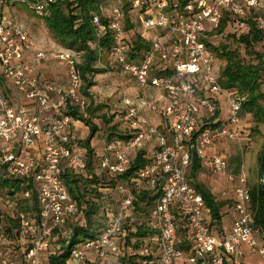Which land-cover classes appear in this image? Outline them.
Returning <instances> with one entry per match:
<instances>
[{
    "label": "built area",
    "instance_id": "obj_1",
    "mask_svg": "<svg viewBox=\"0 0 264 264\" xmlns=\"http://www.w3.org/2000/svg\"><path fill=\"white\" fill-rule=\"evenodd\" d=\"M53 1L22 3L42 16ZM127 2L143 35L148 33L149 50L131 54L124 3L111 9L107 23L101 14L93 15L96 35L101 38L109 29L110 58L141 89L161 93L141 103L123 95L119 122L122 132L130 136L107 141L98 156L96 174H123L151 139L155 147L137 176L117 184L118 199L105 225L95 237L72 246L70 264H114L126 255V223L141 191H153L158 198L150 213L156 235L151 245L135 251L139 264H197L200 259L207 264H246V248L264 262V226L255 223L248 175L230 170L225 154L215 148L222 139H238L242 134L244 98L222 86V58L208 39L225 16L229 24L249 30L253 22L264 32V0H186L183 5L179 0ZM34 50L28 28L0 13V170L12 177H32L39 204L38 217L25 211L17 215L24 250L21 259L6 255L0 227V264H50V255L61 249L60 244L53 248L57 233L69 238L71 230L66 225L81 214L63 175L68 170L80 174L88 170L87 149L72 129L78 119L68 113L86 112L88 106L79 56L71 48L53 53L66 67L67 81L60 85L37 72L36 63L46 58L45 52L35 50L34 59H26ZM222 102L228 104L227 115L213 119L220 114ZM144 106L159 116V125L143 113ZM216 121L220 123L213 126ZM211 148L215 149L209 153ZM195 156L202 167L232 182L235 218L223 235L214 233L210 209L189 177ZM259 184L264 188V174L259 175ZM176 213L187 221L189 251L178 246Z\"/></svg>",
    "mask_w": 264,
    "mask_h": 264
},
{
    "label": "trees",
    "instance_id": "obj_2",
    "mask_svg": "<svg viewBox=\"0 0 264 264\" xmlns=\"http://www.w3.org/2000/svg\"><path fill=\"white\" fill-rule=\"evenodd\" d=\"M11 1L22 3V0ZM179 1L182 5L186 2V0ZM107 2L108 0H54L48 5L45 13L40 16L45 25L62 45L84 53V59L79 64V68L83 78L82 91L86 96L89 95L87 91L88 87L94 84V82L88 78V75L106 72L109 69L107 58H110V48L113 43L112 33L108 29L101 38H98L96 29L92 23L94 14H101L102 21L107 23V15H105L103 11V5ZM129 9L131 10V6L129 2H126L123 11L125 14L124 25L127 30L133 29L135 26V21L131 18V15L128 16L127 14L129 13ZM229 23L230 19L225 16L220 26L212 30L210 35L223 33ZM238 41L245 45L248 54L253 56V60L248 62L245 61L240 57L237 50H231L224 44L221 47L219 45L212 47L219 53L222 60L225 61L220 76L222 86L229 90H234L239 96L244 98L242 102V112L243 114H251L253 116L254 126L252 127V132L259 133L261 125H264V54L256 50L255 47L257 44L264 41V32L259 30L253 22H250L249 30L247 33L239 36ZM129 44L131 47V54H134L135 51L145 53L150 48V39L143 34H137L136 39L129 41ZM99 63L103 64L104 67H99ZM93 107L92 105H88L86 112H80L76 109L68 112L71 113L75 119L84 122L89 129L88 136L78 140L80 145L87 149L88 170L83 174L68 170L63 175L71 195L76 198L79 203L81 214L78 215L79 218L76 219L75 222L70 223V220L68 221L67 227L71 230L69 238L57 233L58 236L61 237L58 240L61 249L50 255V264H70L69 253L72 246L86 239L95 237L101 228H103L109 213H105L101 210L99 200L104 198L101 188L107 187V189H116L118 183L128 182L132 177L137 176L139 171L151 160L147 148L142 149L137 153L130 167L123 174L111 176L109 180H105L103 177L98 176L96 174L97 156L91 141L99 131V127L93 122L91 116L93 117L96 111L102 106ZM85 114H89L90 117L88 118ZM218 116L219 114H216L213 119L218 118ZM103 117L106 118V116ZM110 121L111 119H106L107 123H110ZM219 123L220 121L212 122V125L217 126ZM114 129H117L115 125L112 127V130ZM112 130L107 136V141L115 136L121 138L130 136L122 131ZM263 151L264 146L258 157L259 165ZM201 169V159L195 156L189 172V177L192 181ZM258 172L260 175V170ZM249 183L251 190V207L254 212L255 223L264 226V188L259 183H251L250 181ZM195 185L203 195L206 205L210 209L212 227H216L219 230V235H223L225 233L223 227V209L228 205L229 201L217 199L212 191L202 184L195 183ZM0 189L4 190L8 196L16 201V214L15 216L7 218L9 224H7L3 231L5 242L9 240V245L6 246V244H4L3 248L6 255L15 259H21L24 250L21 244L20 224L17 213L25 211L30 213L33 217H38L39 204L37 188L32 177H12L0 170ZM26 192L29 193V197L25 196ZM157 198L158 194L153 191H141L137 193L133 211L139 214L143 222L135 223L134 229L128 221L126 223L128 233L124 239L126 244L130 245V243H132L134 250L129 255L126 254L118 257L114 264L140 263V255L135 251L145 245H151V239L156 235L150 222V213ZM115 199L117 200L118 197ZM175 215L179 233L178 246L185 251H189L191 243L188 239L189 229L187 221L179 214L176 213ZM197 264L206 263L200 259Z\"/></svg>",
    "mask_w": 264,
    "mask_h": 264
},
{
    "label": "rangeland",
    "instance_id": "obj_3",
    "mask_svg": "<svg viewBox=\"0 0 264 264\" xmlns=\"http://www.w3.org/2000/svg\"><path fill=\"white\" fill-rule=\"evenodd\" d=\"M4 1V2H3ZM0 3V13L8 15L15 19L16 21L24 24L31 35V38L34 41L35 50H42L46 54V58L42 63H45L46 68L49 69L45 74L48 76V80H52L56 84L65 85L66 84V67L64 64L58 62L53 57V53L60 48H67L62 45L52 34L49 28L45 25L42 18L39 15L35 14L29 8L25 7L21 2H15L11 0H3ZM127 0H108L106 4L103 5V11L105 15L110 14L111 9L115 5L126 4ZM128 16L131 15V18L135 21L133 29H126L128 31L129 41L136 39L137 34H141L142 30L136 15V12L128 10ZM125 15V14H124ZM248 29L246 27H239L236 24H229L225 31L217 35H209L208 39L212 42L214 46L227 45L231 50H237L240 57L245 61L253 60V56L248 54L245 45L239 40V36L244 33H247ZM256 50L264 54V41L257 44L255 47ZM35 50L31 53L33 58L35 56ZM79 56V62L81 63L84 59V53L73 49ZM109 63V69L106 72L95 73L88 75L94 84L88 87L87 91L89 93L87 97L88 105L102 106L96 111L94 116H91L93 122H95L99 131L92 138L91 144L96 151V165L98 164V156L103 153L105 146L107 144V136L111 132L112 127L115 125L118 131H124V127L121 126L119 122L121 116V103L122 97L124 94L131 97L134 100L141 102H149L156 98L154 90L150 89H141L135 79L130 75L125 74L113 61L111 58H107ZM39 61L36 63V67ZM225 65V61H221V70ZM99 67H104L103 64H98ZM82 77V75H81ZM50 78V79H49ZM83 81V78H82ZM83 84V83H82ZM83 86V85H82ZM227 107L226 102L221 103V110ZM146 111V112H145ZM143 113L151 118L152 111L144 106ZM222 114V111L221 113ZM89 118L90 115L86 114ZM103 116H106L104 118ZM222 116V115H221ZM106 119H111L110 123L106 122ZM152 119V118H151ZM254 126L253 116L251 114H243L242 127L243 132L240 134L238 139H222L217 145L223 142L222 147H217V150H220L225 154L229 161V169L232 171H241L243 170L247 175L251 183H259V170L260 165L258 157L260 151L264 146V125H261V130L259 133H253L252 127ZM112 130V131H114ZM73 131L81 139L86 138L89 134V129L86 128L84 122L76 120L73 123ZM155 147V141L153 139L147 145V152L151 156ZM105 180H109L111 176L107 174H102ZM226 175L217 174L212 172L207 168L200 170L197 175L193 178L195 183L202 184L206 186L209 190H213V194L219 200H224L227 196H230V188H227ZM222 182V183H221ZM227 188V195L222 193V190ZM104 198L100 201L101 210L105 213H111L114 204L118 195L116 194V189H107V187L101 188ZM21 195V194H20ZM228 198V197H227ZM230 201V199H226ZM230 207V206H229ZM19 213V212H18ZM17 213V215H18ZM225 214V211H223ZM16 214V201L12 199L8 194L0 189V227L2 231L6 228L8 222V217L15 216ZM79 216L70 220V223L75 222ZM129 224L134 227L135 223L143 222V219L139 217L138 213H135L132 210V215L129 219ZM66 228L67 225H66ZM214 233L219 235V230L214 227ZM226 232V231H225ZM60 236L54 238L53 248H57V244ZM6 246L9 245V240L5 242ZM127 255L131 254L134 250L132 243L128 245ZM8 248V247H7ZM12 248V247H9ZM246 261H249L250 264H264L263 260L256 254L252 255L251 258H247ZM245 263V259H244Z\"/></svg>",
    "mask_w": 264,
    "mask_h": 264
},
{
    "label": "crops",
    "instance_id": "obj_4",
    "mask_svg": "<svg viewBox=\"0 0 264 264\" xmlns=\"http://www.w3.org/2000/svg\"><path fill=\"white\" fill-rule=\"evenodd\" d=\"M143 34V33H142ZM148 35V33H145L144 32V36H147ZM26 59L27 60H29V61H31V60H33L34 58H33V54L32 53H29V54H27L26 55ZM44 61V60H43ZM59 62V61H58ZM61 63V62H60ZM63 64V63H62ZM46 68V66H45V63L43 62L42 63V61H39V63L37 64V72H39L45 79H47L48 78V76H46L45 74L47 73V71L49 70V69H45ZM66 77H67V75H66ZM50 79V78H49ZM48 80V79H47ZM67 80V79H66ZM52 81V80H51ZM153 92H155V94L157 95L156 96V98H158L159 97V95H160V93H161V91L160 90H154ZM227 107H228V104H227ZM227 107H225L224 109H222L221 111H222V114H219V117L220 118H224L226 115H227ZM146 112V111H145ZM221 113V112H220ZM152 116H151V118H152V121L154 122V123H156V124H160V122H161V120H160V118H159V116L158 115H156L154 112H152ZM222 115V116H221ZM86 126V125H85ZM86 128H88L87 126H86ZM72 129H73V127H72ZM74 132V131H73ZM77 135V134H76ZM81 137H79V139H80ZM222 145H223V142H221L219 145H216V147L215 148H217V147H222ZM147 148V147H146ZM215 148H211L210 149V151H209V153H212L213 151H214V149ZM203 168H205V167H202V169ZM201 169V170H202ZM226 182L225 183H227V188H230L229 190H230V193H231V195H232V182H230L228 179H227V177H226V180H225ZM222 183V182H221ZM225 187V189H223L222 190V193H224V192H227V188ZM212 193H213V190H212ZM228 194V193H227ZM231 195L230 196H227L226 198H224V200H226V199H230V201L228 202V205H226L225 207H224V209H223V211H225V214L223 213V227H224V230L225 231H229L231 228H232V224H233V220H234V218H235V214H234V212H233V209H232V199H231ZM230 206V207H229ZM252 255H254V253L253 252H251L249 249H247L246 248V255H245V263L246 264H250L249 263V261H246V259L247 258H251L252 257ZM182 264H185V262H182ZM207 264V263H206Z\"/></svg>",
    "mask_w": 264,
    "mask_h": 264
},
{
    "label": "water",
    "instance_id": "obj_5",
    "mask_svg": "<svg viewBox=\"0 0 264 264\" xmlns=\"http://www.w3.org/2000/svg\"><path fill=\"white\" fill-rule=\"evenodd\" d=\"M264 174V151L260 158V176Z\"/></svg>",
    "mask_w": 264,
    "mask_h": 264
}]
</instances>
